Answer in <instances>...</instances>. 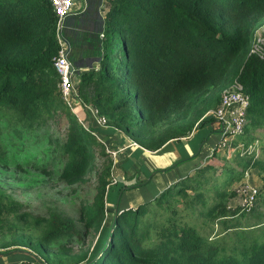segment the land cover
Returning a JSON list of instances; mask_svg holds the SVG:
<instances>
[{
	"label": "trees",
	"instance_id": "trees-1",
	"mask_svg": "<svg viewBox=\"0 0 264 264\" xmlns=\"http://www.w3.org/2000/svg\"><path fill=\"white\" fill-rule=\"evenodd\" d=\"M104 1L108 5L102 15ZM217 2L85 0L81 12L65 19L63 34L70 43L75 68L73 96L82 108L75 107L79 113L85 112L92 125L97 122L92 130L108 144L123 140L120 130L146 137L154 134V124L161 120L169 123L186 118L190 109L225 78L231 63L239 59L243 63L230 84L241 85L248 98L244 131L262 124L264 43L247 53L252 28L245 22L229 29ZM234 2L235 12L264 10V0ZM58 49L57 16L49 0H0V113L11 112L15 122L27 129L49 125L66 115L69 133L61 155L65 157V152L69 155L77 144L70 131L76 118L65 105L59 88L60 75L53 65ZM222 95L217 93L204 111L218 108ZM169 114L174 115V120L166 118ZM199 118L200 114L195 115L150 148L144 147L156 150L173 141L181 156L178 162H182L189 158L182 138H188L189 145L197 138L198 149L210 135H216L219 138L212 156L216 155L220 147H225L223 140L228 132H222L220 119L209 117L199 122ZM141 151L136 148L131 154L137 158ZM92 156L85 155L77 167L72 166L73 161L65 163L63 176L82 172ZM131 163L125 160V164ZM110 165L100 173L108 175ZM204 166L195 172L202 168L201 174L210 167ZM241 166L239 172L232 171L225 178L223 186H213L214 203L198 211L204 223H211V229L214 224L224 229L213 238L211 231L201 233L175 209L180 199L190 205L200 201L203 206L207 201L204 193L197 190L199 185L191 184L187 176L150 200L122 210L118 203L128 187L115 181L105 194L103 180L95 189L92 203L81 207L83 227L70 225L69 230H62V218L51 213V231L41 246L68 256L74 243L82 244L85 233L100 227L88 253L64 258L60 264H264V240H259L252 230L255 228L230 220L237 213L229 206L234 196V190L229 189L231 183L242 180L251 167L264 169L260 160ZM262 181L264 189V178ZM189 188L197 190L193 197L187 193ZM108 207L113 209L112 220L101 226ZM239 209L243 213L250 211ZM15 264L34 263L23 260Z\"/></svg>",
	"mask_w": 264,
	"mask_h": 264
},
{
	"label": "rangeland",
	"instance_id": "rangeland-1",
	"mask_svg": "<svg viewBox=\"0 0 264 264\" xmlns=\"http://www.w3.org/2000/svg\"><path fill=\"white\" fill-rule=\"evenodd\" d=\"M234 1L218 0L216 5L224 10V17L228 22L229 29L233 30L237 25L248 22L252 28V39L247 48V53H249L258 44L264 43V10L250 12L244 9L235 12L233 11ZM107 5V2L104 1V10H107ZM65 39L67 38L65 37ZM242 63L243 59L232 62L225 78L190 109L186 118L169 123L161 120L154 124L156 127L154 134L146 137L134 133L127 134L120 130V136L123 137V140L115 139L116 142L111 141L106 148L103 136L92 130V126L96 125L97 122L93 121L94 124L92 125L91 120L85 118V112H83L84 114L78 112L75 106L81 107L80 103L75 100L67 101L64 99L65 105L76 118V121L71 124L73 127L70 131L77 138V144L72 146L69 155L65 152V157L61 155L63 143L69 133L66 115H64L66 118L61 115L54 119L49 125L27 129L15 122L11 112L0 113V253L12 254L14 257L26 256L28 258L25 259L34 264H38V260L41 264H60L64 258L79 257L88 253L96 241L100 227L91 229L88 234L85 233L82 244L74 243L71 248L72 254L68 256L41 246L42 241L51 231L50 214L57 213L60 215L64 222L62 230H69L70 225L75 228H82L81 207L92 203L95 189L101 181H105V194L107 189L114 185L115 177L112 167H118L120 162L129 155L128 151L131 148L138 144L150 148L152 143L166 137L174 127L187 123L195 115L200 114L199 122L214 117L213 111L217 108L212 107L204 111L206 103L217 93L234 89L230 80L240 69ZM166 118H173L174 120V115L169 114ZM104 122V120L101 121V123ZM246 125L247 120H244L241 133L228 132L225 137L227 138L225 147H220L216 152L217 154L214 155L216 160L214 159L213 162L210 161L204 166L210 167L199 174L201 168L189 177L192 179L190 180L191 184L199 185L197 190L204 193L203 198H207L204 206L200 201H197L196 208L193 209L195 205H190L189 201L180 199L175 208L177 213L183 215L187 223L194 224L201 233L211 231V238L224 229L219 224H214L211 229V223H204V219L198 216V211L214 203L216 187L213 188V186L222 185L232 171L239 172L244 162L250 164L260 160V163L264 165V121L261 125L249 126L247 131H244ZM78 127H83V129ZM76 131L77 135H74ZM227 131L229 130H226L222 124V132L226 133ZM218 138L219 136H216V139ZM193 141L195 143L197 138ZM75 148L78 149L75 150ZM107 148L111 152H108ZM103 152L106 155L101 156L100 154ZM91 153L93 156L88 160V165L82 172H78L73 177L63 176L65 163L73 161L72 166L77 167L82 158ZM207 158L213 157L210 154ZM196 159H192V165ZM107 164H111L108 175L104 172L100 173ZM134 172L136 171H131L132 174ZM263 178V168L251 167L242 180L231 183L229 188L234 190V196L229 200L230 210L237 211L236 215L231 217V223L255 228L252 230L258 235L260 241L264 240ZM140 181L142 183L135 180L125 184L128 189L122 192L118 206H122L123 193L125 192V197H129L132 195L129 192L136 191L140 193L143 199L155 195L157 189L149 180ZM246 183L254 184L258 188V193L253 208L243 213L239 209V193L244 189ZM197 190L189 188L187 193L193 197ZM112 210L111 207L106 209L101 226L110 224L113 216V213L110 212ZM83 262L81 261V263Z\"/></svg>",
	"mask_w": 264,
	"mask_h": 264
},
{
	"label": "crops",
	"instance_id": "crops-1",
	"mask_svg": "<svg viewBox=\"0 0 264 264\" xmlns=\"http://www.w3.org/2000/svg\"><path fill=\"white\" fill-rule=\"evenodd\" d=\"M84 8L85 0L74 1L73 11L76 14L81 12ZM105 11L106 10H102V15ZM63 29H65V27H63ZM187 141L188 138L181 139L184 148L186 147V155L189 156V158L183 160L182 162H178L181 156L173 141L166 142L156 150H149L141 144L136 145V147H133L128 151L129 155L125 158V160L129 159L132 162L131 164H125V160L123 159L124 161H121L118 167H113L112 172L115 177V181L123 182L127 185V183H131L135 180L138 182L140 180L147 179L157 189L154 195L156 196L164 189L173 185L176 181L193 175L195 171L204 164L209 163L210 161L213 162L214 159L216 160L215 156H212L213 145L217 141L215 135H210L205 141L206 144H202L198 149H196L197 146L195 145L193 139L192 143L190 142V145ZM136 148L142 150L137 158L133 157V154H131ZM194 151H196L195 154H193ZM210 154L213 158H207ZM193 158L197 159L192 165L191 161ZM131 171L136 172H134L135 174H132ZM125 193H123L124 197L123 204L121 203L122 206H118L119 210L133 208L154 197L143 199L140 193L136 191L129 192L132 195L125 197ZM112 212L113 210L111 213ZM25 258L28 257H14L12 254H0V264H15L26 260Z\"/></svg>",
	"mask_w": 264,
	"mask_h": 264
},
{
	"label": "built area",
	"instance_id": "built-area-1",
	"mask_svg": "<svg viewBox=\"0 0 264 264\" xmlns=\"http://www.w3.org/2000/svg\"><path fill=\"white\" fill-rule=\"evenodd\" d=\"M53 11L57 16V41L58 52L53 59V65L60 75L59 88L63 98L67 101L75 100L73 92L75 89V68L70 59L71 46L63 35L65 19L75 12L73 3L75 0H49ZM232 91L223 92L219 107L213 111L214 117L220 119L227 132L241 133L245 120V111L248 106V98L242 91L241 85H234ZM79 103V102H78ZM223 140V146L226 142ZM258 188L254 184L246 183V186L239 193V205L248 211L254 206L257 198Z\"/></svg>",
	"mask_w": 264,
	"mask_h": 264
},
{
	"label": "bare ground",
	"instance_id": "bare-ground-1",
	"mask_svg": "<svg viewBox=\"0 0 264 264\" xmlns=\"http://www.w3.org/2000/svg\"><path fill=\"white\" fill-rule=\"evenodd\" d=\"M103 139H104V137H103ZM99 140L101 141V139H99ZM104 140H105L104 143H105V145L107 146V145H108V140H107V139H104ZM107 151H108V152H111V150H110L109 148H107Z\"/></svg>",
	"mask_w": 264,
	"mask_h": 264
},
{
	"label": "clouds",
	"instance_id": "clouds-1",
	"mask_svg": "<svg viewBox=\"0 0 264 264\" xmlns=\"http://www.w3.org/2000/svg\"><path fill=\"white\" fill-rule=\"evenodd\" d=\"M108 146V145H107ZM105 148H106V145H105Z\"/></svg>",
	"mask_w": 264,
	"mask_h": 264
}]
</instances>
